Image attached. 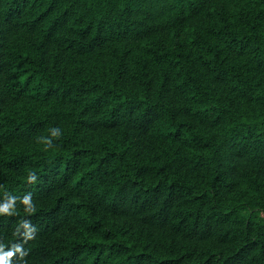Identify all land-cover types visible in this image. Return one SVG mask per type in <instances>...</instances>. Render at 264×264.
Here are the masks:
<instances>
[{
	"label": "trees",
	"instance_id": "obj_1",
	"mask_svg": "<svg viewBox=\"0 0 264 264\" xmlns=\"http://www.w3.org/2000/svg\"><path fill=\"white\" fill-rule=\"evenodd\" d=\"M0 264H264V0H0Z\"/></svg>",
	"mask_w": 264,
	"mask_h": 264
},
{
	"label": "clouds",
	"instance_id": "obj_2",
	"mask_svg": "<svg viewBox=\"0 0 264 264\" xmlns=\"http://www.w3.org/2000/svg\"><path fill=\"white\" fill-rule=\"evenodd\" d=\"M58 132V129H53L52 130V134L55 135ZM46 147H48V145H46Z\"/></svg>",
	"mask_w": 264,
	"mask_h": 264
}]
</instances>
